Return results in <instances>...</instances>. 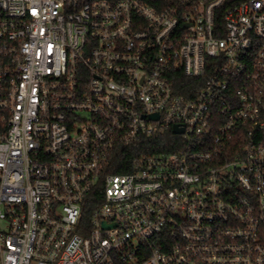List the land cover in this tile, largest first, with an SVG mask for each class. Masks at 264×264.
I'll list each match as a JSON object with an SVG mask.
<instances>
[{
    "label": "built area",
    "instance_id": "1",
    "mask_svg": "<svg viewBox=\"0 0 264 264\" xmlns=\"http://www.w3.org/2000/svg\"><path fill=\"white\" fill-rule=\"evenodd\" d=\"M0 264H264V0H0Z\"/></svg>",
    "mask_w": 264,
    "mask_h": 264
},
{
    "label": "trees",
    "instance_id": "2",
    "mask_svg": "<svg viewBox=\"0 0 264 264\" xmlns=\"http://www.w3.org/2000/svg\"><path fill=\"white\" fill-rule=\"evenodd\" d=\"M191 81V80H190ZM176 141V137L170 131L165 132L161 136H156L152 139L141 140L140 143L127 146L123 150H119L114 154L115 162H126L136 155H140L146 152L159 153L171 151L172 143ZM114 173H124L126 170H116ZM112 172V173H113Z\"/></svg>",
    "mask_w": 264,
    "mask_h": 264
},
{
    "label": "water",
    "instance_id": "3",
    "mask_svg": "<svg viewBox=\"0 0 264 264\" xmlns=\"http://www.w3.org/2000/svg\"><path fill=\"white\" fill-rule=\"evenodd\" d=\"M172 132H173V134H180V133H182V130L177 129V127H173Z\"/></svg>",
    "mask_w": 264,
    "mask_h": 264
}]
</instances>
